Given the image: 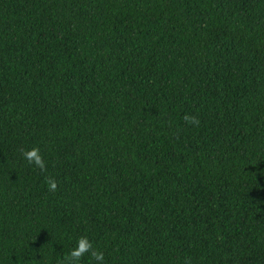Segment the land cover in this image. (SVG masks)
Wrapping results in <instances>:
<instances>
[{
	"label": "trees",
	"instance_id": "16d2710c",
	"mask_svg": "<svg viewBox=\"0 0 264 264\" xmlns=\"http://www.w3.org/2000/svg\"><path fill=\"white\" fill-rule=\"evenodd\" d=\"M81 236L105 264H264V0H0V264Z\"/></svg>",
	"mask_w": 264,
	"mask_h": 264
},
{
	"label": "clouds",
	"instance_id": "9594fccd",
	"mask_svg": "<svg viewBox=\"0 0 264 264\" xmlns=\"http://www.w3.org/2000/svg\"><path fill=\"white\" fill-rule=\"evenodd\" d=\"M23 158L29 164L39 168L42 172L46 171V163L38 148H31L23 152ZM55 182L50 183V190H55ZM86 255L91 256L95 264H105V256L102 251L93 247L92 241L87 236H81L76 241V246L71 250L65 264H80Z\"/></svg>",
	"mask_w": 264,
	"mask_h": 264
}]
</instances>
